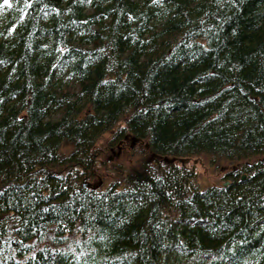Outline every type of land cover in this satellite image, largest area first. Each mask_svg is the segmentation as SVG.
Here are the masks:
<instances>
[{"label": "trees", "instance_id": "trees-1", "mask_svg": "<svg viewBox=\"0 0 264 264\" xmlns=\"http://www.w3.org/2000/svg\"><path fill=\"white\" fill-rule=\"evenodd\" d=\"M0 264H264V0H0Z\"/></svg>", "mask_w": 264, "mask_h": 264}, {"label": "rangeland", "instance_id": "rangeland-1", "mask_svg": "<svg viewBox=\"0 0 264 264\" xmlns=\"http://www.w3.org/2000/svg\"><path fill=\"white\" fill-rule=\"evenodd\" d=\"M119 151L120 152H118L117 154V156L119 157L115 159L114 157L116 153H112V155H110L109 157L110 159L113 156L112 161L110 162L108 161V163L114 162L116 164L118 163L127 164L126 157L123 155L121 150ZM177 164L179 166H184L188 168L194 167L198 172L197 180L199 181V183H201L203 188H207L212 185H223L226 181L224 179L223 172H221L218 168H216V166L213 165L207 158L199 156V157L188 158V159H180L177 161ZM97 165H100V164L98 163ZM85 181L87 182L89 181L88 177ZM91 182L97 184L98 180L95 179ZM86 185H89V184L86 183Z\"/></svg>", "mask_w": 264, "mask_h": 264}, {"label": "water", "instance_id": "water-1", "mask_svg": "<svg viewBox=\"0 0 264 264\" xmlns=\"http://www.w3.org/2000/svg\"><path fill=\"white\" fill-rule=\"evenodd\" d=\"M211 97H212V96H209V97L203 98V99L199 100V102L206 101V100L210 99ZM137 141H138V140H137L136 138H133L132 145L134 146V145L136 144ZM147 146H148V145H147ZM154 156H155V154H152V157H151V158H153ZM112 157H113V156H112ZM112 157L109 159L110 161L112 160ZM163 161H164L165 163H166V162H174L175 159H169L168 157H164ZM243 178H245V176H243ZM100 184H101V182H100V183L98 182L97 184H94L93 187L97 188ZM228 184H229V181H226V182L224 183L225 186L228 185Z\"/></svg>", "mask_w": 264, "mask_h": 264}, {"label": "bare ground", "instance_id": "bare-ground-1", "mask_svg": "<svg viewBox=\"0 0 264 264\" xmlns=\"http://www.w3.org/2000/svg\"><path fill=\"white\" fill-rule=\"evenodd\" d=\"M239 178H240V177H239ZM86 179H87V177H86ZM86 179H85V180H86ZM85 180H84L85 185H86V183L89 184V185H87V186H93V185L95 184V183H92L91 181H88V182H87V181H85ZM210 210H211V208H210ZM215 215H216V214H215ZM215 218H216V217H215Z\"/></svg>", "mask_w": 264, "mask_h": 264}, {"label": "snow or ice", "instance_id": "snow-or-ice-1", "mask_svg": "<svg viewBox=\"0 0 264 264\" xmlns=\"http://www.w3.org/2000/svg\"><path fill=\"white\" fill-rule=\"evenodd\" d=\"M4 2H5V3H8V2H9V0H4Z\"/></svg>", "mask_w": 264, "mask_h": 264}, {"label": "flooded vegetation", "instance_id": "flooded-vegetation-1", "mask_svg": "<svg viewBox=\"0 0 264 264\" xmlns=\"http://www.w3.org/2000/svg\"><path fill=\"white\" fill-rule=\"evenodd\" d=\"M121 150V149H120ZM120 152V151H119ZM114 153H115V151H114Z\"/></svg>", "mask_w": 264, "mask_h": 264}]
</instances>
